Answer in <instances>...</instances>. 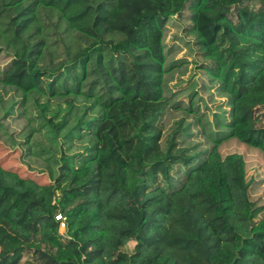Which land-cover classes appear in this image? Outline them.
<instances>
[{
    "label": "trees",
    "instance_id": "trees-1",
    "mask_svg": "<svg viewBox=\"0 0 264 264\" xmlns=\"http://www.w3.org/2000/svg\"><path fill=\"white\" fill-rule=\"evenodd\" d=\"M1 58L0 264H264V0H0Z\"/></svg>",
    "mask_w": 264,
    "mask_h": 264
},
{
    "label": "rangeland",
    "instance_id": "rangeland-1",
    "mask_svg": "<svg viewBox=\"0 0 264 264\" xmlns=\"http://www.w3.org/2000/svg\"><path fill=\"white\" fill-rule=\"evenodd\" d=\"M171 24L169 25L170 29H172ZM168 42L172 44L171 41ZM182 56L183 54L180 53L178 57ZM5 63L6 60L1 58L0 69ZM198 82L201 87L198 95L201 112L205 116L204 121L208 123L210 129H214L212 116L216 114L222 116L225 111H228V108H226L227 97L219 94L216 89L217 83L211 81V79L202 72L198 73ZM19 100V94L14 91L4 90L0 87V124L8 134L16 135L25 125V120L19 117ZM6 113H12V115L4 119ZM28 163L29 164L24 163L23 159H21V150L8 142L0 132V166L6 170L18 173L21 177H30L36 179L39 184H46L48 182L46 174H40L38 168H35L31 161ZM29 166L33 167V169H30ZM250 172L252 173V170ZM59 230L60 233H64L63 229L59 228Z\"/></svg>",
    "mask_w": 264,
    "mask_h": 264
},
{
    "label": "built area",
    "instance_id": "built-area-1",
    "mask_svg": "<svg viewBox=\"0 0 264 264\" xmlns=\"http://www.w3.org/2000/svg\"><path fill=\"white\" fill-rule=\"evenodd\" d=\"M55 219L60 223V227L59 228L64 230L65 229L64 219L61 218L60 215H57Z\"/></svg>",
    "mask_w": 264,
    "mask_h": 264
}]
</instances>
